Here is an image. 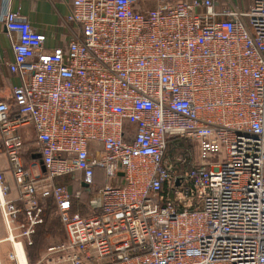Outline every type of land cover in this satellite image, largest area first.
I'll return each instance as SVG.
<instances>
[{
  "label": "built area",
  "instance_id": "built-area-1",
  "mask_svg": "<svg viewBox=\"0 0 264 264\" xmlns=\"http://www.w3.org/2000/svg\"><path fill=\"white\" fill-rule=\"evenodd\" d=\"M4 1L23 81L0 99L19 193L3 188L9 240L31 246L48 201L68 240L49 249L60 263L264 264V0H73L71 40L52 51ZM26 128L44 172L25 167ZM178 139L194 160L169 161Z\"/></svg>",
  "mask_w": 264,
  "mask_h": 264
},
{
  "label": "crops",
  "instance_id": "crops-1",
  "mask_svg": "<svg viewBox=\"0 0 264 264\" xmlns=\"http://www.w3.org/2000/svg\"><path fill=\"white\" fill-rule=\"evenodd\" d=\"M73 0H5L2 4L3 8L14 13H19L27 19L28 23L37 31L46 35L45 49L52 51L53 48L65 46L71 40L74 32V26H70L67 23V16L69 15L70 6ZM184 2H190L192 0H181ZM201 1V0H200ZM218 3L217 8L223 9L226 7H233L240 5L239 0H216ZM155 4L148 0H139L137 9L144 11L146 9L154 8ZM13 41L10 38L6 28L0 24V99L12 103L13 89L22 84V78L16 73H12L8 64L14 62ZM24 136L27 138V143L30 144L34 141L33 131L30 128H26L23 131ZM27 149V148H25ZM28 152V151H26ZM35 155L30 156L32 166L30 170L34 174L42 172V165H33V162H39ZM169 159V158H168ZM30 163V162H29ZM8 161L6 157L0 154V175L3 176L5 181L9 184V178L7 175L13 176L11 171L8 170ZM100 176V174H98ZM97 175V177H98ZM101 177V176H100ZM13 178V177H12ZM70 185V184H68ZM11 188V187H10ZM71 188L76 190L78 185H72ZM0 190L2 196L0 200L5 199L3 195L2 185L0 184ZM11 193L8 198L14 199L18 194V190L15 186L11 188ZM1 202V201H0ZM1 211V205H0ZM0 212V222L3 224V231L5 233L0 235V263L1 264H14L10 260L9 256L13 253L14 244L9 240L10 231L7 228L3 214ZM50 226L43 227L44 231L36 233L34 239L37 241L35 244L36 252H44L39 258L33 257L30 253V249L26 243H22L24 252L28 260V264H64L60 263L58 255H53L49 252V249L56 247L60 244L62 239L56 237L55 231H50ZM65 232V230H64ZM19 231H14L12 234L17 236ZM66 238V233L63 234ZM57 238V239H56ZM40 240V242H39ZM61 245V244H60ZM42 246L44 250L40 251L38 247ZM34 249V247H33ZM46 253V254H45Z\"/></svg>",
  "mask_w": 264,
  "mask_h": 264
},
{
  "label": "rangeland",
  "instance_id": "rangeland-1",
  "mask_svg": "<svg viewBox=\"0 0 264 264\" xmlns=\"http://www.w3.org/2000/svg\"><path fill=\"white\" fill-rule=\"evenodd\" d=\"M252 1L253 0H239V3H240V5H238V6H234V4H233V8H235V9H239V10H245L246 8H248V6H250V4L252 3ZM231 2H233V0H231ZM221 10V9H220ZM185 142H187L186 144H187V146H189L190 144H191V142H188V141H185ZM34 142H32V143H30V144H28L27 143V150H28V152L27 153H25V155H24V159H23V161H24V164H25V167H27V169L28 170H30V166H32V161H30V154H31V152L30 151H32L33 150V147H34V144H33ZM169 150V149H168ZM171 155H172V153H171V151L169 150V158L171 157ZM174 157L173 158H171V159H169V160H171V161H173V162H175V161H179V159H181V158H184L185 156L184 155H181V154H174L173 155ZM195 155H193L192 157H194ZM30 162V163H29ZM8 166H9V164H8ZM8 170L10 171V167L8 168ZM2 176V175H1ZM3 177V176H2ZM13 176H10L9 174L7 175V178H9V184L5 181V179L4 178H2V181L0 182V184L2 185V189L6 186V187H11L12 189H14L15 188V186H17V183H16V181H15V179L14 178H12ZM97 181L98 182H101L102 183V178L98 175V177H97ZM62 182H64L66 185H68V184H70L71 182L69 181V180H63ZM72 185H74V186H76V183H74V184H72ZM11 188H10V193H11ZM9 193V194H10ZM9 194L6 196V198L7 199H11V198H8L9 197ZM19 197V193L16 195V197L14 198V199H17ZM89 196H87V195H85V196H83V198H82V203H81V205H80V209L82 208V211H81V213H86L87 211H88V209H87V204H88V200H89ZM41 204H42V206H43V208H44V215H43V218H44V224H42L41 226H39L36 230H37V232H41V231H44V229H43V227H45L46 225H49L50 226V231L51 230H54L55 231V234H56V237H58V238H60V239H62V241L60 242V244H66L67 243V241L68 240H66V238H64V227H63V223H61V221H60V218H59V216H58V214L56 213V211H55V209H54V207H53V205L50 203V202H48V201H42L41 202ZM0 212H2V210L0 211ZM1 214H3V213H1ZM4 217V216H3ZM5 223H6V221H5ZM3 227V224L0 222V235H3L4 233H5V231H3V233H2V228ZM37 239V241L34 239L33 240V244L30 246V245H28V247H29V249H30V253L32 254V256L33 257H36V258H39L40 256H42V254H44V252H36V249H35V244H37V242H38V238H36ZM57 239V238H56ZM17 242H20L19 240H16ZM39 242H40V240H39ZM59 244V245H60ZM33 247H34V249H33ZM38 249L40 250V251H42V250H44V248L42 247V246H40V247H38ZM47 253H49L48 251H47ZM46 254V253H45ZM27 258V257H26ZM27 262H28V260H27Z\"/></svg>",
  "mask_w": 264,
  "mask_h": 264
},
{
  "label": "trees",
  "instance_id": "trees-1",
  "mask_svg": "<svg viewBox=\"0 0 264 264\" xmlns=\"http://www.w3.org/2000/svg\"><path fill=\"white\" fill-rule=\"evenodd\" d=\"M186 143L187 142H185L184 140H179V139L174 141V142H171L170 146H169L170 148H168V149L171 151L172 155L169 158V150H168L167 151V158L171 159L174 157L173 156L174 154H177V155L181 154V155L187 156L189 161L194 160L195 156L194 157H192V156L195 155L194 154L195 148L192 144L187 146ZM169 161H171V160H169Z\"/></svg>",
  "mask_w": 264,
  "mask_h": 264
},
{
  "label": "bare ground",
  "instance_id": "bare-ground-1",
  "mask_svg": "<svg viewBox=\"0 0 264 264\" xmlns=\"http://www.w3.org/2000/svg\"><path fill=\"white\" fill-rule=\"evenodd\" d=\"M3 195H4V193H3ZM0 196H2L1 190H0ZM0 201L3 202V201H5V199H2ZM13 243H14V247H15V250L17 252V255H18L17 257L19 260V264H28L27 258H26L27 254H25L23 246L21 244H19V242H17L16 240H14ZM9 258H10V256H9ZM10 260L13 261L11 258H10Z\"/></svg>",
  "mask_w": 264,
  "mask_h": 264
},
{
  "label": "water",
  "instance_id": "water-1",
  "mask_svg": "<svg viewBox=\"0 0 264 264\" xmlns=\"http://www.w3.org/2000/svg\"><path fill=\"white\" fill-rule=\"evenodd\" d=\"M34 158H37V159H39L40 158V155L39 154H37V155H35V157ZM40 164L42 165V161H40ZM42 171L44 172V168L42 167Z\"/></svg>",
  "mask_w": 264,
  "mask_h": 264
}]
</instances>
